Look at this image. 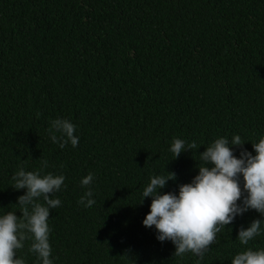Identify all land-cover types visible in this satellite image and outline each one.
<instances>
[{"label":"trees","instance_id":"trees-1","mask_svg":"<svg viewBox=\"0 0 264 264\" xmlns=\"http://www.w3.org/2000/svg\"><path fill=\"white\" fill-rule=\"evenodd\" d=\"M57 118L76 126L77 147L51 141ZM234 135L253 155L264 138V0H0V216H22L27 190L11 179L19 168L46 160L42 175H64L48 220L53 264H232L264 249V231L247 246L237 239L264 221L252 209L203 259L174 256L173 242L143 225L153 176L174 172L160 191L178 195L198 175L199 154ZM174 138L197 149L175 158ZM89 188L86 208L78 200ZM32 242L17 258L42 264Z\"/></svg>","mask_w":264,"mask_h":264},{"label":"clouds","instance_id":"clouds-1","mask_svg":"<svg viewBox=\"0 0 264 264\" xmlns=\"http://www.w3.org/2000/svg\"><path fill=\"white\" fill-rule=\"evenodd\" d=\"M39 115L37 113V117ZM75 131L76 126L62 118L52 120L48 128L51 141L61 149L69 143L72 147L78 146L79 137ZM244 144L240 135H234L231 141L226 137L215 139L206 151L199 154L198 175L191 183L180 185L178 195L173 192L161 194L160 190L168 181L176 179V174L169 171L167 176H153L143 189L140 204L145 198H152L143 225L147 228L155 226L159 241H172L176 248L174 256L182 258L190 252L203 259L204 253L216 241L217 233L232 224L237 215L252 209L264 216V138L252 143L255 155L244 149ZM233 146L241 148L239 158L234 155ZM193 149H197L195 141L186 144L179 138H174L170 147L175 158ZM47 167L48 162L42 160L41 169L26 171L21 167L11 178L14 189L27 191L18 197L16 204L22 216L11 211L0 216V264H25L23 259L17 258V250L22 249L28 239L33 241L29 251L35 253L42 264H53L48 220L50 210L62 203L54 198V194L62 186L66 187V177L51 172L42 175ZM93 180L94 174L89 173L81 180V185L90 186ZM92 196L89 188L78 203L90 208L95 204ZM242 197V204L238 203ZM262 224L264 221L256 219L246 229L241 227L237 237L240 244L247 246L259 236L264 231ZM231 262L264 264V249L248 247L236 254Z\"/></svg>","mask_w":264,"mask_h":264}]
</instances>
